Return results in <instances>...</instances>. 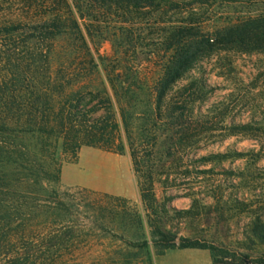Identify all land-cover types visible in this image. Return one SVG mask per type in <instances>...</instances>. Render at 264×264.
Here are the masks:
<instances>
[{"label":"trees","instance_id":"obj_1","mask_svg":"<svg viewBox=\"0 0 264 264\" xmlns=\"http://www.w3.org/2000/svg\"><path fill=\"white\" fill-rule=\"evenodd\" d=\"M217 1L0 0L16 5L0 9V264H61L68 249L74 252L81 230L66 216L72 208L64 202L68 192L53 186L82 148L122 153L123 135L156 245L218 255L206 241L171 233L159 216L154 148L164 136L177 149L190 118L193 90L173 103L174 86L216 52H264V16L240 18L214 32L195 20L168 21L159 36L167 60L145 89H133L131 77L117 68L104 73L89 46V25L100 20L103 8L126 15L152 9L156 21L160 9L192 13ZM106 210L111 219L119 216L114 206L98 211ZM128 216L141 223L139 214H122ZM253 234L264 244V225Z\"/></svg>","mask_w":264,"mask_h":264},{"label":"rangeland","instance_id":"obj_2","mask_svg":"<svg viewBox=\"0 0 264 264\" xmlns=\"http://www.w3.org/2000/svg\"><path fill=\"white\" fill-rule=\"evenodd\" d=\"M6 8L16 5L0 3ZM151 11L126 15L103 8L89 25V46L101 69L128 74L133 89H145L161 72L168 56L159 36L168 21L195 20L214 32L240 18L264 16V0H219L192 13L160 9L156 21ZM191 90L190 118L177 149L164 136L154 148L156 207L171 233L206 241L218 255L156 245L123 135L122 153L85 147L75 163L62 167L53 188L68 192L66 216L81 232L61 264H257L264 257V244L253 234L264 225V52H216L174 86L173 103ZM243 125L252 130H238ZM111 206L119 212L115 219L98 211ZM125 212L139 214L141 223L122 217Z\"/></svg>","mask_w":264,"mask_h":264}]
</instances>
